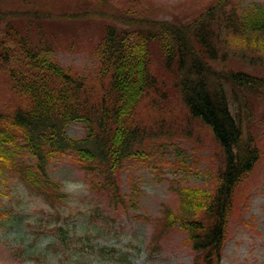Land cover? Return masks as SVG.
I'll return each instance as SVG.
<instances>
[{
	"label": "trees",
	"instance_id": "16d2710c",
	"mask_svg": "<svg viewBox=\"0 0 264 264\" xmlns=\"http://www.w3.org/2000/svg\"><path fill=\"white\" fill-rule=\"evenodd\" d=\"M12 1L13 7L0 0V184L23 146L32 166L22 178L46 198L67 197L50 181L48 165L72 155L93 189L126 210L117 189L124 164L161 156L168 143L180 145L175 136L201 149L203 137L185 131L196 123L215 146L204 170L208 187L178 185L176 204L165 207L160 223L185 234L192 264H221L230 221L247 205V178L261 156L249 111L254 102L264 104V4L215 0L182 23L116 18L123 28L105 25L92 48L97 70L80 74L51 57L60 43L49 26L100 11L59 14L34 9L33 0ZM230 51L237 61L217 69ZM177 112L185 125L167 119ZM76 122L85 134L73 138L66 130ZM175 165L186 169L180 160Z\"/></svg>",
	"mask_w": 264,
	"mask_h": 264
},
{
	"label": "rangeland",
	"instance_id": "374dc122",
	"mask_svg": "<svg viewBox=\"0 0 264 264\" xmlns=\"http://www.w3.org/2000/svg\"><path fill=\"white\" fill-rule=\"evenodd\" d=\"M214 1L106 0L103 7H97L96 0H33V8L59 14L82 9L100 11L101 15L93 18L71 22L57 19L49 26L60 43L51 57L80 74H93L97 60L91 54L92 48L105 25L123 28L116 18L182 23ZM229 1L239 3L240 7L264 4V0ZM7 4L13 7L12 0ZM237 59L236 53L232 55L230 51L224 62L219 61L217 69L226 70ZM158 72L171 83L163 68ZM169 103L174 105L175 101ZM178 112L167 119L183 126L184 122L175 119ZM249 112V129L261 156L247 178V205L242 207L237 219L230 221L221 264H264V104L254 102ZM190 127L185 131L190 129L194 137H203L201 149L194 151L189 141L175 136V143L180 145L168 143L169 148L159 151L161 156L150 160L131 158L124 164L117 189L126 210L115 205L104 191L93 189L89 175L72 155L55 157L48 165L50 181L57 183L59 192L67 197L51 199L38 194V186L22 178L25 167L32 166V160L23 146L18 147V155L3 169L0 184V264H192L185 234L175 229L163 230L160 223L165 207L174 208L176 204L174 189L178 185L208 187L209 174L204 170L211 169L210 157L215 146L202 132H206L204 127L196 123ZM66 134L81 137L85 129L76 122L67 128ZM177 160L186 169L177 165L171 168Z\"/></svg>",
	"mask_w": 264,
	"mask_h": 264
}]
</instances>
